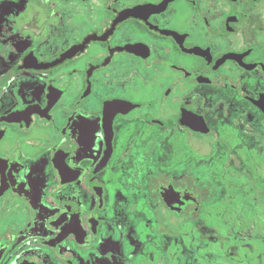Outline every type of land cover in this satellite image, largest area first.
<instances>
[{
  "label": "flooded vegetation",
  "instance_id": "af4514ba",
  "mask_svg": "<svg viewBox=\"0 0 264 264\" xmlns=\"http://www.w3.org/2000/svg\"><path fill=\"white\" fill-rule=\"evenodd\" d=\"M222 148L264 164V0H0V264H264Z\"/></svg>",
  "mask_w": 264,
  "mask_h": 264
},
{
  "label": "rangeland",
  "instance_id": "374dc122",
  "mask_svg": "<svg viewBox=\"0 0 264 264\" xmlns=\"http://www.w3.org/2000/svg\"><path fill=\"white\" fill-rule=\"evenodd\" d=\"M224 152L225 149L222 148L216 154L218 161L216 172L220 173L221 184L213 181L214 189L212 190V195L223 191L226 192L224 199L226 201L231 200L233 205H240V208H235L236 211H244L239 214L234 213L232 216L233 222L242 221L244 226L249 228L251 235L260 239L264 236V164L257 163L254 164V169L250 166L251 168L245 167L246 170H241L242 166H240L241 169H237L235 166L231 173L233 177H228L229 174H227L225 166L222 165V161L225 160ZM231 193L232 195L235 194V196L230 199L228 195ZM248 205H250L251 209L247 213L242 206ZM251 240V238L248 239L249 242Z\"/></svg>",
  "mask_w": 264,
  "mask_h": 264
}]
</instances>
